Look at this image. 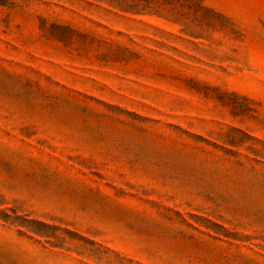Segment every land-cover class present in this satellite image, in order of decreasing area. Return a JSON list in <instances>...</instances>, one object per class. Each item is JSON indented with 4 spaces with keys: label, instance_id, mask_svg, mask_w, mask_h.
Masks as SVG:
<instances>
[{
    "label": "rangeland",
    "instance_id": "obj_1",
    "mask_svg": "<svg viewBox=\"0 0 264 264\" xmlns=\"http://www.w3.org/2000/svg\"><path fill=\"white\" fill-rule=\"evenodd\" d=\"M123 10L0 0V264H264V0Z\"/></svg>",
    "mask_w": 264,
    "mask_h": 264
},
{
    "label": "trees",
    "instance_id": "obj_2",
    "mask_svg": "<svg viewBox=\"0 0 264 264\" xmlns=\"http://www.w3.org/2000/svg\"><path fill=\"white\" fill-rule=\"evenodd\" d=\"M100 3H104L109 5L113 8L123 10V6H126V2L123 0H93ZM204 0H133V2L143 3L141 10L137 11L136 9L139 7L140 4H134L128 10H123L128 13H135V14H146L152 12L153 15H161L159 14V10L163 8H168V10H173L178 6H191L192 4L199 5Z\"/></svg>",
    "mask_w": 264,
    "mask_h": 264
}]
</instances>
